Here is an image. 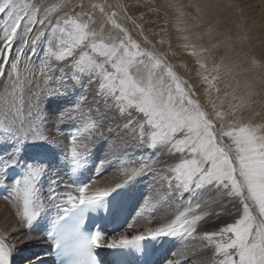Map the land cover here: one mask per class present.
Returning <instances> with one entry per match:
<instances>
[{
  "label": "snow or ice",
  "instance_id": "snow-or-ice-1",
  "mask_svg": "<svg viewBox=\"0 0 264 264\" xmlns=\"http://www.w3.org/2000/svg\"><path fill=\"white\" fill-rule=\"evenodd\" d=\"M61 7L0 0V187L7 191L3 199L16 208L18 222L26 225L18 242L27 244L44 231L61 264L63 258L67 264H103L100 249L147 256L146 241L180 237L202 239V247L213 252L212 264H264V124L236 122L217 133L213 119L173 67L154 49L142 48L115 22V13L109 20L122 36L105 38L91 27V17L86 21L84 14H59ZM22 61L28 74L30 63L40 65L39 75L47 85L31 94L26 108L24 93L31 81L20 75ZM65 67L72 69L70 74ZM57 71L59 81L53 75ZM216 118L224 116L217 113ZM69 126L72 134L64 139L70 146L61 161L59 142L46 132H63ZM120 129L153 155L179 154V162L161 176L168 196L179 201L211 187L236 202L237 216L202 235L197 232L203 219L196 211L199 204L178 209L157 226L130 236L114 232L108 239L100 228L85 230L93 213L119 221L127 204L122 190L142 177L160 176L150 161L126 163L122 154L114 164L117 181L94 187L96 181L86 174L89 159L108 146L112 137L106 133ZM224 137L231 146L222 143ZM109 163L112 159L106 155L96 157L93 166ZM17 169L20 174L13 179L10 173ZM53 170H58L55 175ZM62 174L69 175L71 185L63 183ZM155 203L145 201L141 214ZM46 220L50 226H44ZM123 224L125 230L133 227L127 219ZM6 241L0 232V264H12L17 250ZM188 264H196L195 259L189 258Z\"/></svg>",
  "mask_w": 264,
  "mask_h": 264
},
{
  "label": "rangeland",
  "instance_id": "rangeland-1",
  "mask_svg": "<svg viewBox=\"0 0 264 264\" xmlns=\"http://www.w3.org/2000/svg\"><path fill=\"white\" fill-rule=\"evenodd\" d=\"M28 2L43 7L61 5L59 14L65 12L72 15L84 14L83 19L86 21L91 17V27L97 32H102L105 38H119L122 36V33L113 29L109 20L110 14L115 13L116 15L113 18L115 22L125 28L133 39L141 44L142 48L152 50L153 44L157 46L156 52L163 56L166 62L173 67L176 74L186 83L192 98L199 103L209 118L213 119L217 133H219L221 127L227 128L230 124L236 122L251 121L254 124H264V67L261 68L260 64L255 63V59H250V63L247 62V55L245 56V54L239 57L235 55L237 54L236 51L233 53L236 45L232 44V35H241L240 31L245 27L243 11L237 9L239 7L234 0H121L124 8H126L127 15L115 0H28ZM100 8L104 9L103 13H101ZM0 23H2V20H0ZM227 36L231 38L226 40ZM241 41L242 39H240V43H237L239 46L244 44V40ZM247 43L248 41L245 44ZM13 53V55L16 54L15 48ZM24 56L27 58L28 48L24 49ZM24 63L25 61H22L21 65ZM201 65H204V67ZM29 66L31 75L25 71V68H22V77L27 76L28 80L31 81L28 88L32 97L31 92L41 93L47 85L39 75L41 66L37 63H30ZM254 68L257 73L252 71ZM71 71L70 67L64 68L66 73L70 74ZM53 75L59 81V72H54ZM234 79H239V82ZM0 88V91H2L4 88L3 82H0ZM28 97L26 98L29 99ZM217 113H222L224 119H217ZM69 127H65L63 132L52 129L47 131L46 134L58 142L61 140L57 146L66 150V147L70 146L69 142L67 140L62 142V138L71 136L72 130ZM67 132H70V134ZM222 143L226 146L232 145L231 140L227 137L223 138ZM105 149L106 147H103L98 150L96 157H101L105 153ZM140 150L142 151V147ZM144 152L145 150L142 151V153ZM158 153L162 154L163 151H158ZM178 155H169L171 162L173 160L169 165L179 162ZM96 157L92 158L95 160ZM109 157H112V155ZM156 159L161 158L158 156ZM169 165L165 166L164 173H161L160 177L168 174L167 167ZM107 171L109 170L100 169V166H96L92 178L94 180L96 177L105 178ZM209 188L212 189L206 187V189ZM130 196L134 197L133 195ZM191 197L182 199V201H190ZM232 201L236 205V202ZM140 203L144 202L140 200L134 206L135 212L132 214L134 219L138 217L136 210ZM1 204L5 206V203ZM9 212L15 224L18 223L22 227V224L18 222L13 206ZM237 212L238 209L233 219L237 216ZM233 219L227 222H231ZM224 224H220L218 227ZM183 239L188 238H179L177 241H172L170 258L166 264L184 263L179 260L178 255V252H180L179 247L185 241ZM33 243H29L28 248L24 251L35 247H31ZM181 253L184 254L183 250ZM214 259L213 256L211 261Z\"/></svg>",
  "mask_w": 264,
  "mask_h": 264
},
{
  "label": "bare ground",
  "instance_id": "bare-ground-1",
  "mask_svg": "<svg viewBox=\"0 0 264 264\" xmlns=\"http://www.w3.org/2000/svg\"><path fill=\"white\" fill-rule=\"evenodd\" d=\"M115 2L119 4L120 8H122V11L126 13V8H124L121 0H115ZM234 2L239 7L237 9L239 11H243V16L245 19V27L240 31L241 35L240 34L239 36L232 35V40H233L232 44L236 45L235 49H233V53L236 51L237 54L235 55L239 57H242L243 54H245V56L247 55L246 57L247 62H249L250 59H255V63H258V65L260 64L259 66L263 68L264 67V0H234ZM234 7L236 6L234 5ZM235 31L237 30L235 29ZM234 33L236 34V32ZM227 38H231V37L227 36L225 39L227 40ZM240 39H242V41L244 40V44L241 43L242 46H239V44H237L240 43ZM246 40L248 41L247 44H245L247 42ZM156 47L157 46L155 44L152 45V49H154L155 51H157ZM22 68H24V64L20 65L21 76L23 75ZM252 71H256L257 73V70H255V68ZM234 80L239 82V79H234ZM32 89L34 88L32 87ZM39 90L41 89L39 88ZM29 91H30L29 88L25 90L24 94L26 100H28L26 98L28 96H29L28 98H32L30 96ZM85 94H87V89L85 91ZM89 101H90L89 103H91V100ZM85 112H87V108H85ZM108 123H111V118H109ZM113 127H115V125H113ZM67 133L70 134V132ZM106 136H111L112 139L108 143V146L105 149V153L101 155V158H103L106 155L107 156L112 155L111 157L112 163L106 164L104 165V167L102 166L103 168L100 167V169H108L109 171L106 172L105 178L96 177L95 179L96 184L94 185V187L96 186L104 187L109 184H114L117 181V179L119 178V173L117 172V168L114 166V164L116 163L118 158L121 157L122 154L124 157L122 162L138 163L140 161H150L153 171L159 174L164 173L163 170L165 166L173 162V160L171 162V160L169 159L170 158L169 155L164 152H163L164 154L163 153L161 154L158 153L157 151L155 155H153L152 151L149 150L142 153V151H144L143 148L141 151L140 150L141 147L135 146L133 142L129 139V136L124 134L122 129H120L119 131H114L112 133H106ZM99 144L103 145L104 141L103 140L99 141ZM158 156H160L161 159H156V157ZM133 186L134 189L132 190ZM165 188H166V182L163 181L160 176L154 177L149 175L140 178L133 185L129 186V189H125L130 195L136 197L138 201L141 200L142 202L145 201L157 202L155 203V207L144 211L142 214H141V208L143 206V203H140L138 205L137 207L138 209L136 210L138 212V217L134 219L132 215L130 223L133 224V227L131 229L125 230L127 235L130 236L139 231H143L146 227H155L160 222H162L161 221L162 217L170 218L173 215V213L176 212L178 209H186L189 206L195 207L196 204L200 205L199 209H196V211L203 216V219L200 221L197 228V232L201 235L206 231L216 230L220 224L226 223L227 221L233 219V217L236 214L237 205H234L233 201H230L228 198L224 197L220 193H217L216 191L210 188L204 189V191L199 192V194L192 196L190 201H182V200L176 201L173 197L167 195ZM135 193L137 194V196L134 195ZM132 203H131L132 208H134L135 202ZM5 206L2 204L0 205V232L5 233L7 235L6 242H10L16 245L17 250L14 253L18 254L20 252H23L25 249H27L28 248L27 245L29 243H32L33 241H30L27 244H21L18 242L20 235L24 233L23 227H21L18 223L15 224V222L11 218L10 215L11 213L9 211L12 210V205L5 204ZM148 218L152 219L151 224H147L146 221ZM179 238L180 237H175L172 239V241L173 240L177 241L179 240ZM184 240L185 239H183V241ZM172 241L170 247L172 245ZM203 244L204 241L202 239H186L179 247L180 249V252H178V255L180 257L179 260L183 261L184 262L183 264H188L189 258L195 259L196 264L212 263L211 260L214 256L213 252L212 250H208L209 247H202ZM182 250L184 254L181 253Z\"/></svg>",
  "mask_w": 264,
  "mask_h": 264
}]
</instances>
